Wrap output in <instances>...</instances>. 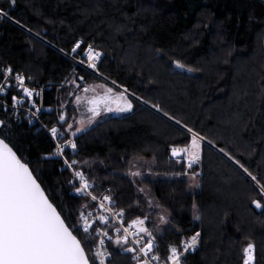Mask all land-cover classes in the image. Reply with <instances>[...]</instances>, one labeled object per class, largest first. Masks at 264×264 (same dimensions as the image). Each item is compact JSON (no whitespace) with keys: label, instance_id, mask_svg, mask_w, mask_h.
Wrapping results in <instances>:
<instances>
[{"label":"trees","instance_id":"1","mask_svg":"<svg viewBox=\"0 0 264 264\" xmlns=\"http://www.w3.org/2000/svg\"><path fill=\"white\" fill-rule=\"evenodd\" d=\"M0 8L8 13L0 15V73L10 66L14 74L31 77L45 88L44 109L55 110L41 113L45 130L28 123L26 114L16 117L0 108L6 122L0 138L29 163L57 205L79 223L78 212L96 210L74 192L71 172L55 156L47 133L53 126L65 130L55 114L62 101L69 122L78 126L80 111L68 103L71 85L59 87L75 75L74 67L88 83L103 82L59 51L70 52L82 38L104 53L101 70L110 83L149 101L134 102L132 112L89 127L76 140L78 154L65 150L97 185L93 194L113 196L128 223L161 212L149 208V200L161 205L175 222L170 231L159 225L163 235L155 233L161 256L170 246L182 248V241L199 231L201 244L187 254L186 264H243V248L250 242L256 246L255 264H264V211L252 207L261 197L243 170L219 151L224 148L264 176V0H16L14 7L0 0ZM177 59L193 71L174 69ZM13 94L23 95L12 89L9 104ZM164 112L212 141L196 166L195 191L186 176L176 175L185 166L170 157L172 146L184 147L186 130ZM138 168L145 176L133 183L127 174ZM193 205L200 220L193 218ZM158 223L152 215L150 226ZM108 247L114 251L112 264H132L127 254Z\"/></svg>","mask_w":264,"mask_h":264},{"label":"snow or ice","instance_id":"2","mask_svg":"<svg viewBox=\"0 0 264 264\" xmlns=\"http://www.w3.org/2000/svg\"><path fill=\"white\" fill-rule=\"evenodd\" d=\"M16 0H9L10 6H15ZM0 15L5 17L8 13L0 8ZM19 24V21H15ZM23 27V26H22ZM31 32V29H28ZM69 56L75 65L90 70V74L99 77L103 81L108 78L102 69V57L104 53L93 46V42L78 39L71 45L70 52L59 50ZM159 51V50H158ZM172 67L181 72H192L191 67L186 66L180 60H174ZM75 75L65 77L59 87L64 88L70 84L71 89L67 92L70 98L73 111L86 109V117L73 123L69 122L66 111V102L60 103L62 109L55 114L58 116V123L63 132L57 127L50 128L51 138L56 141L55 156L64 157L62 163L71 170L73 177L69 183L75 193L80 197H88L93 202V206L98 207L99 213L78 212L79 223L63 205H57L47 194V190L42 186V181L34 174L29 163L26 162L5 139L0 138V264H112L114 251L109 250V245L114 250H119L128 255L132 264H186V256L189 252H195L201 244L202 237L199 231L190 235L187 240H183V247L170 246L168 254L161 256L158 250L157 235H163L165 229H160L159 225H167V230L175 227L174 218L165 215L161 205H154L148 201L149 208H161V212H147L144 215H137L131 219L130 223L125 220V210L119 208L117 202L111 195H103L98 198L93 192L97 185L90 182L81 170V162L67 159L65 150L78 154L76 140L80 138L88 127L93 125L102 114H120L132 112L134 102L148 104L149 101L138 96L135 92H130L128 88L117 85L115 80L107 83L90 84L80 75L77 68L72 69ZM0 94L7 98L8 92L13 88H18L23 94V99L18 95L11 96V110L16 112L23 109L21 117L28 115V123L33 119H39L42 111L53 113L51 107L42 109L38 104L42 103V91L27 86V81L31 77H26L20 73L13 72L8 66L0 73ZM157 112L162 108L153 103L151 105ZM5 113L9 111L8 104H0ZM164 116L169 120L175 117L164 112ZM177 125H181L186 130V139L182 141L184 147L172 146L170 148L171 157L185 166L177 172V176L195 178L198 173L196 166L203 160V149L205 143L211 144L200 132L187 124H181L180 120H175ZM6 127L4 119H0V128ZM61 139L64 143H61ZM219 151L232 160L246 174L252 182L254 190L261 199L253 200L252 204L256 209L264 211V176H257L241 163L239 159L231 156L224 148ZM88 162L84 161L86 165ZM136 183L135 178L143 174L139 170L129 171L127 174ZM148 175H151L149 173ZM199 185H190L198 187ZM144 192L143 188L139 189ZM139 205V202H138ZM85 208L89 205H84ZM193 205L195 220H200L201 215ZM157 215L159 223L150 226V217ZM176 231H179L176 228ZM81 236L84 238L81 239ZM98 239V243H93ZM256 246L248 243L243 248V264H255ZM91 252V255L89 253Z\"/></svg>","mask_w":264,"mask_h":264},{"label":"rangeland","instance_id":"3","mask_svg":"<svg viewBox=\"0 0 264 264\" xmlns=\"http://www.w3.org/2000/svg\"><path fill=\"white\" fill-rule=\"evenodd\" d=\"M86 70V72L87 73H90V70H87V69H85ZM23 75V74H22ZM25 76V75H24ZM31 80H32V83H34V84H36L35 82H34V80L31 78ZM100 83H110L108 80L107 81H103V82H97V81H93V82H91L90 84H100ZM111 84V83H110ZM109 86H112V85H109ZM41 87V86H40ZM44 95H45V91H44ZM13 112V111H12ZM42 112H44V111H42ZM41 112V113H42ZM13 113H15V112H13ZM128 113H130V112H128ZM128 113H120V114H106V115H104V114H102L100 117H98L97 118V121L93 124V125H96V124H98V123H101L102 121H105L106 119H108V118H111V117H117V116H121V115H125V114H128ZM16 114V113H15ZM86 115H87V113H86V109H81L80 110V117H79V119L81 118V116H85L86 117ZM40 118V117H39ZM78 119V120H79ZM40 120V123H41V125H43L46 129H47V126H45L43 123H42V121H41V118L39 119ZM32 122H34V123H37L36 121H34V120H32ZM93 125H91V126H93ZM90 126V127H91ZM89 128V127H88ZM87 128V129H88ZM49 131V133H50V130H48ZM64 143V142H63ZM205 145H206V143H205ZM59 158H61L62 160L64 159V157H59ZM233 162V161H232ZM234 163V162H233ZM235 164V163H234ZM65 166V165H64ZM238 166V165H237ZM239 167V166H238ZM65 168H66V166H65ZM67 169V168H66ZM69 170V169H68ZM138 170L139 171H141V169H139L138 168ZM70 172H71V170H69ZM135 171V170H134ZM142 172V171H141ZM143 174V173H142ZM200 175V174H199ZM145 175L143 174V177H144ZM187 179H189V181H190V183H191V185H198V183H199V179H198V176H196L195 178H192V179H190L189 177H186ZM197 189V187H192V190L193 191H195ZM103 193H101L100 195H102Z\"/></svg>","mask_w":264,"mask_h":264},{"label":"built area","instance_id":"4","mask_svg":"<svg viewBox=\"0 0 264 264\" xmlns=\"http://www.w3.org/2000/svg\"><path fill=\"white\" fill-rule=\"evenodd\" d=\"M68 58H70L69 56H67ZM4 71V70H3ZM3 71L1 72V73H3ZM0 83H3V80L2 79H0ZM27 86H29V87H33V88H36V90H38V91H42V103L41 104H38V106H40L42 109H44V104H43V102H44V91H45V88L44 87H40V86H38V85H36V84H34V83H32V80L30 79V80H28L27 81ZM13 89H16V90H19L18 88H13ZM12 90V89H11ZM10 90V91H11ZM9 91V92H10ZM8 92V93H9ZM21 99H23V95L20 97ZM0 104H8L9 105V110H11V107H10V105L11 104H9L7 101H6V98H4V95L3 94H0ZM12 111V110H11ZM24 110L23 109H20V111H16L15 113V115H16V117L18 116V113L19 112H23ZM14 112V111H13ZM25 114H26V116L28 117V115H27V113L25 112ZM40 115H41V113H40ZM40 115H39V117H40ZM29 118V117H28ZM40 119V118H39ZM39 119H33L34 121H36L38 124H40L41 125V123H40V120ZM45 130H46V128L43 126V125H41ZM47 133L50 135V137H51V134L49 133V131L47 130ZM52 139V138H51ZM52 141L54 142V144H56V141L55 140H53L52 139ZM107 193H103L102 195H98L97 197L98 198H102V196L103 195H106ZM79 195V194H78ZM107 195H109V194H107ZM86 198H88V197H86ZM89 200H90V198H88ZM91 201V200H90ZM92 202V201H91ZM93 203V202H92ZM94 215L95 214H98L99 213V209H98V207H96V210L95 211H91ZM125 220H126V215H125ZM81 224H82V221H81ZM98 239L99 238H97V243H98Z\"/></svg>","mask_w":264,"mask_h":264},{"label":"water","instance_id":"5","mask_svg":"<svg viewBox=\"0 0 264 264\" xmlns=\"http://www.w3.org/2000/svg\"><path fill=\"white\" fill-rule=\"evenodd\" d=\"M170 157H171V155H170ZM171 159H173L172 157H171ZM252 207L257 211V213H262L263 211H261V210H259V209H256L255 207H254V205H252Z\"/></svg>","mask_w":264,"mask_h":264}]
</instances>
